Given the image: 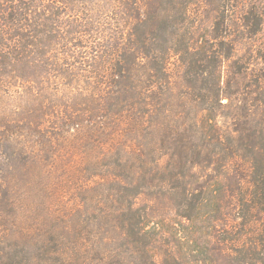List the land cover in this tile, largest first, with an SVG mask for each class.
Masks as SVG:
<instances>
[{
	"label": "trees",
	"instance_id": "1",
	"mask_svg": "<svg viewBox=\"0 0 264 264\" xmlns=\"http://www.w3.org/2000/svg\"><path fill=\"white\" fill-rule=\"evenodd\" d=\"M0 264H264V0H0Z\"/></svg>",
	"mask_w": 264,
	"mask_h": 264
},
{
	"label": "rangeland",
	"instance_id": "2",
	"mask_svg": "<svg viewBox=\"0 0 264 264\" xmlns=\"http://www.w3.org/2000/svg\"><path fill=\"white\" fill-rule=\"evenodd\" d=\"M211 18H207L206 16H203L201 18V23L199 24V28L200 30L199 31H194V42H195V45L196 46H200L201 43L203 42V38H201V36L203 35H207L209 34L210 32V20ZM200 22V21H199ZM198 22V23H199ZM251 187V185H249V182L247 181L246 182V189H249ZM22 189V188H21ZM24 195H27V197L24 199ZM21 201H22V207H21V219L23 221H25V219L27 217H31V219L33 217L36 216V203L38 202V198H36V188L31 190V189H22L21 191ZM165 217H167V219L169 220V222L171 223H167L166 226L167 227H170L169 224H171L172 228L173 227H176V229L178 230L177 231V234L179 236H183V232H184V229L182 226H179L177 223V220L175 217H173L172 215H168L167 214L165 215ZM28 220V222H31L32 223V220ZM176 224V225H173V224ZM171 228V227H170ZM185 233V232H184Z\"/></svg>",
	"mask_w": 264,
	"mask_h": 264
}]
</instances>
